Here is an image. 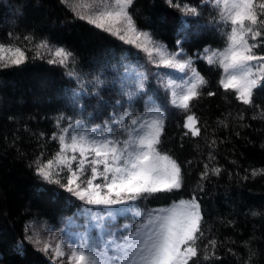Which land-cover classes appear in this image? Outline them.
I'll return each mask as SVG.
<instances>
[{
  "label": "trees",
  "instance_id": "16d2710c",
  "mask_svg": "<svg viewBox=\"0 0 264 264\" xmlns=\"http://www.w3.org/2000/svg\"><path fill=\"white\" fill-rule=\"evenodd\" d=\"M173 4L197 7L200 15L185 18L168 0H134L130 12L138 28L151 32L170 51L176 50L180 21H190L192 35L183 48L208 83L188 111L174 108L151 76L153 65L139 53L142 70L149 72L147 94L159 97L165 113L159 150L171 155L182 171L180 189L141 203L158 208L197 199L203 237L194 264H264V175H252L253 170H264V86L254 91L251 105L225 92L218 83L222 69L196 59L206 47L225 46L224 25L213 22L217 12L204 0H173ZM43 40L73 53L75 65L70 67L84 82L82 94L73 95L81 92V83L67 75L68 69L48 64L45 50H41L44 59L36 58L35 44ZM0 43L20 47L27 57L19 67L0 68V264H51L25 238L26 226H41L48 239L50 232L66 238L78 228L83 230L84 219L77 213L82 204L59 185L37 176L33 162L38 157L50 159L58 150L52 137L59 132V117L64 125L84 120L94 126L129 108L143 112L147 97L129 101L113 82L112 65L129 52L135 57L137 50L79 20L61 0H0ZM255 51L264 54V47ZM96 75H101L103 85L89 83ZM209 91L215 95L208 96ZM190 114L197 119L198 136L183 127ZM121 221L132 223L131 217H117L114 223ZM89 234L96 239L91 225ZM210 241H215L214 247Z\"/></svg>",
  "mask_w": 264,
  "mask_h": 264
},
{
  "label": "snow or ice",
  "instance_id": "6c2138e0",
  "mask_svg": "<svg viewBox=\"0 0 264 264\" xmlns=\"http://www.w3.org/2000/svg\"><path fill=\"white\" fill-rule=\"evenodd\" d=\"M168 2L179 8L185 18L200 15L197 7ZM61 3L70 5L79 20L137 50L135 57L129 52L112 65L116 72L113 82L120 85L129 101L137 96L147 99L143 112L129 108L94 126H88L84 120H69L64 125L63 117L57 118L59 132L52 138L58 142V150L50 159L38 157L33 162L35 172L43 181L59 185L81 202L77 213L85 219L83 231L75 241L52 232L45 240L41 230L28 225L25 238L54 264H194L199 254L198 242L203 237L202 209L197 199H181L158 208L141 203L180 189L182 171L171 155L159 150L165 113L159 97L147 94L149 72L142 70L144 65L139 56L144 53L153 65L155 70L151 76L164 91L167 102L188 111L208 83L183 48L192 35L191 22L180 21L176 50L170 51L151 32L138 28L130 12L134 0H88L86 3L61 0ZM204 3L217 12L213 22L224 25L226 39L222 49L206 47L196 59L222 69L219 86L225 92H233L242 104L251 105L254 91L264 86V54L255 51L264 47V0L259 5L255 0H204ZM35 49L36 58L44 59L41 50H45L48 64L68 69L67 75L82 85L81 92L73 95L82 94L84 82L75 68L70 67L75 65L71 51L54 47L47 40L35 44ZM26 60L25 51L20 47L0 43V68L19 67ZM89 83L98 87L105 81L96 75ZM207 95L215 93L209 91ZM183 127L192 136L200 134L194 115H187ZM258 174L264 175V170H253V176ZM117 217H131L132 223L118 226L114 223ZM89 221L96 230L95 240L89 234ZM209 243L215 246V241ZM204 259L208 260V255Z\"/></svg>",
  "mask_w": 264,
  "mask_h": 264
},
{
  "label": "rangeland",
  "instance_id": "374dc122",
  "mask_svg": "<svg viewBox=\"0 0 264 264\" xmlns=\"http://www.w3.org/2000/svg\"><path fill=\"white\" fill-rule=\"evenodd\" d=\"M83 2L86 3V2H88V0H83ZM5 21H8V19H6ZM163 71H166V70L163 69ZM83 219H84V217H83ZM84 223H85V219H84V222L82 223V225H84ZM71 224L77 225V222H70L69 225H71ZM88 224L91 225V221H89ZM119 224H120V225H124V224H128V223H127V222H123V221H121ZM119 224H118V225H119ZM80 225H81V224L77 225L76 227H81ZM34 229H36V230H42L43 228H42L41 226H39V227H36V228H34ZM80 229H81V228H78V230L74 231V233H72V234H67V237H66V238H64V237H61V238L65 239V240H69V239H71V240L75 241V240L78 239V235H77V234H78L79 232H81V231H79ZM82 231H83V230H82ZM41 235H43V236H42V239H45V240L48 239V238H47L48 235L43 234L42 232H41ZM54 244H55V243H53V245H54ZM48 258H49V257H48ZM49 259H50V258H49ZM50 261H51V264H54L53 260L50 259Z\"/></svg>",
  "mask_w": 264,
  "mask_h": 264
}]
</instances>
